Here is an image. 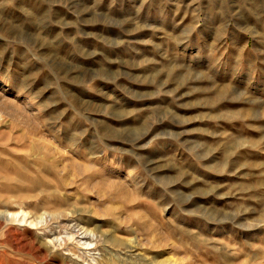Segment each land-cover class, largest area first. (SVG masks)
Masks as SVG:
<instances>
[{"label":"rangeland","instance_id":"rangeland-1","mask_svg":"<svg viewBox=\"0 0 264 264\" xmlns=\"http://www.w3.org/2000/svg\"><path fill=\"white\" fill-rule=\"evenodd\" d=\"M0 132V264H264V0H0Z\"/></svg>","mask_w":264,"mask_h":264},{"label":"bare ground","instance_id":"bare-ground-1","mask_svg":"<svg viewBox=\"0 0 264 264\" xmlns=\"http://www.w3.org/2000/svg\"><path fill=\"white\" fill-rule=\"evenodd\" d=\"M252 2V1H251ZM210 91L211 92H213V97H211V98H218V96L221 94V93H223L224 91H225V86H220V85H211V87H210ZM10 136H13L12 138H19L21 135H18V134H16V135H10ZM9 136V137H10ZM5 138L6 137H4L3 136V134L0 132V142H3L2 141V139H4L5 140ZM143 139V138H142ZM36 144H33V146L34 147H31V148H33V149H36L37 151H39L40 153H42L43 151H44V154L43 155H41V160H43V162L44 161H51L52 162V160H50L51 159V157H52V151H50L51 150V148L49 147V144H44V143H42V142H39V144H38V142H35ZM1 144V143H0ZM6 145V144H5ZM5 145H0V150H2V151H0V161H2V162H15V161H18V160H20V159H22V158H20L19 156H16V155H14V153H12L10 150H8V148H6V146ZM28 146V145H27ZM29 147V146H28ZM32 149V150H33ZM92 153V152H91ZM8 154H10V157H6V155H8ZM68 155V154H67ZM92 155H94V154H92ZM23 157V156H22ZM70 157V156H69ZM23 158H25V156L23 157ZM68 159V158H67ZM74 159H75V157H74ZM76 159H79V158H76ZM72 160V159H71ZM71 160H69V161H71ZM72 162H74L73 163V167L75 168V170L77 171V169H78V171H79V173L80 174H82V172H84L83 170H88V172L90 171L89 170V166L91 165H89V166H86V165H84V166H81V165H77L78 164V161H72ZM81 162H83V161H81ZM86 162V161H85ZM97 162V161H96ZM52 163H55V161L53 160V162ZM84 163V162H83ZM92 163V162H91ZM99 163V162H98ZM82 164V163H81ZM94 165V164H93ZM23 166H19L18 164H15V167H14V169L18 172V175L21 177V178H27V179H29V185H27V187L30 189V188H43L44 186H47L48 184H47V179H46V177H44V175L43 174H37V175H35V176H30V173H29V171H26L25 170V168L23 169L22 168ZM46 167H47V165H46ZM51 167H53V166H51ZM50 167V168H51ZM67 167H69V166H67ZM94 167V166H93ZM92 167V168H93ZM91 168V169H92ZM95 169H96V165H95V167H94ZM93 168V169H94ZM98 165H97V170H98ZM105 168V167H104ZM54 169V168H53ZM64 169L66 170V167H64ZM68 169V168H67ZM70 169V168H69ZM100 169V168H99ZM100 170H102V169H100ZM99 170V171H100ZM51 171V170H50ZM87 172V173H88ZM97 172V171H96ZM78 173V174H79ZM86 173V174H87ZM90 173V172H89ZM94 173V172H93ZM101 173V171L99 172V173H97V174H100ZM103 173H104V171H103ZM84 174V173H83ZM103 175V174H102ZM91 176H93V174H92V172H91V175H90V177ZM97 176V175H96ZM99 176V175H98ZM100 176H101V174H100ZM105 176V175H104ZM102 176L103 177V179L106 177V178H109V177H107V176ZM88 177H89V175H88ZM86 178L87 180L90 178ZM95 177V176H94ZM93 177V178H94ZM102 179V178H101ZM92 180V179H91ZM91 180H89V181H91ZM109 180H110V178H109ZM109 180H108V183L110 184V182H109ZM88 181V182H89ZM99 181H102V180H100L99 179ZM104 181V180H103ZM102 181V182H103ZM105 181H107V180H105ZM111 181V180H110ZM95 182H98L97 180L95 181ZM94 182V183H95ZM112 182H113V180H112ZM104 183V182H103ZM118 183V182H117ZM116 182H114V186H115V184H117ZM89 184V183H88ZM91 184V183H90ZM89 184V185H90ZM95 184H97V183H95ZM106 184H107V182H106ZM118 185L119 184H117L116 186L118 187ZM121 186H122V182H121V184H120ZM107 186V185H106ZM113 186V184H111V187ZM128 186V185H127ZM101 187H102V185H101ZM100 187V188H101ZM105 187V186H104ZM107 187H109V185L107 186ZM123 187H124V185H123ZM99 188V187H98ZM119 191L121 190V188L122 187H120L119 186ZM124 188H126V187H124ZM124 188L122 189L123 191H125L124 190ZM132 189V188H131ZM48 190V189H47ZM116 190V189H115ZM111 191V190H110ZM132 191V190H131ZM118 192V191H117ZM117 192H114V193H116L117 194ZM129 192V191H128ZM134 192V191H133ZM121 194H122V192H120ZM119 192H118V194H120ZM125 193V192H124ZM130 193V192H129ZM132 193V192H131ZM117 194V195H118ZM120 194V195H121ZM128 193H127V190H126V193H125V195L124 196H126ZM133 194V193H132ZM131 195V194H130ZM134 195V194H133ZM133 195H131V197L133 196ZM121 196H123V195H121ZM121 196H119V198L121 197ZM128 196H129V194H128ZM118 197V196H117ZM136 197V196H135ZM134 197V198H135ZM133 198V197H132ZM130 199L129 197H127V199H130V201H132V204H133V201L134 200H137L136 198L135 199ZM116 199H118V198H116ZM115 199V200H116ZM120 199H123V198H120ZM124 199H126V198H124ZM123 199V200H124ZM49 200V199H48ZM122 201V200H121ZM121 201H120V203H121ZM125 201V200H124ZM128 201V200H127ZM125 203H127V202H125ZM129 203H131V202H129ZM52 205V204H51ZM127 205V204H126ZM149 205V204H148ZM145 207V206H144ZM114 208V207H113ZM107 209H108V206H107ZM111 209V208H110ZM149 209H150V207H149ZM112 210V209H111ZM110 210V211H111ZM144 210H146V209H144ZM61 211V210H60ZM133 211V210H132ZM147 212V211H146ZM156 211H154V213H155ZM203 212V211H202ZM157 213V212H156ZM198 213V212H197ZM200 213V212H199ZM141 216L143 215V212L142 211H140V213H139ZM145 215V214H144ZM153 215H155V214H153ZM206 215V214H205ZM149 216V215H148ZM157 216V215H156ZM210 216V215H209ZM154 217V216H153ZM150 218V217H149ZM153 219H155V218H153ZM149 220V219H148ZM146 221V220H145ZM169 221V220H168ZM143 222V221H142ZM161 222V221H160ZM173 222V221H172ZM149 223V222H148ZM158 223V222H157ZM169 223V222H168ZM167 223V224H168ZM178 223V222H177ZM163 225V224H162ZM151 226V225H150ZM160 226V225H159ZM165 226V225H164ZM165 227H167V225L165 226ZM169 227V226H168ZM153 228V227H152ZM161 228V227H160ZM163 228V227H162ZM149 229V228H148ZM151 229V228H150ZM165 230H166V228H165ZM164 230V231H165ZM170 230V229H169ZM173 230H176V229H173ZM158 231V230H157ZM154 232H155V229H154ZM159 232V231H158ZM161 232V231H160ZM163 232V231H162ZM173 232V231H172ZM155 233H157V232H155ZM154 233V234H155ZM168 233V232H167ZM161 234H163V233H161ZM169 234H170V232H169ZM172 235V234H171ZM153 237V236H152ZM166 237V236H165ZM162 239V238H161ZM160 239V240H161ZM167 239V238H166ZM169 239H170V237H169ZM168 239V240H169ZM163 240V239H162ZM174 241V240H173ZM159 242V241H158ZM167 242V241H166ZM162 243H163V241H162ZM154 244V243H153ZM157 244V243H156ZM161 244V243H160ZM170 244V243H169ZM168 245V244H167ZM176 245V244H175ZM172 246V245H171ZM177 246V245H176ZM183 246V245H182ZM146 247V246H145ZM165 247H167L166 245H165ZM132 248V250H135V246H132L131 247ZM131 248L130 249H128V250H131ZM139 248V247H138ZM160 248V247H159ZM144 249V248H143ZM154 249V248H153ZM166 249V248H165ZM138 250V249H137ZM139 251V250H138ZM135 253V252H134ZM142 254V253H141ZM132 255V254H131ZM140 255V254H139ZM153 257V256H152ZM132 259V258H131ZM144 260V259H143ZM146 260V259H145ZM158 261V260H157ZM148 262V261H147ZM153 262H154V260H153ZM158 263H161V262H158ZM157 263V264H158Z\"/></svg>","mask_w":264,"mask_h":264}]
</instances>
